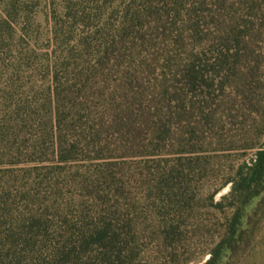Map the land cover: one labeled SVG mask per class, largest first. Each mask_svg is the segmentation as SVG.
Segmentation results:
<instances>
[{
  "label": "rangeland",
  "instance_id": "rangeland-1",
  "mask_svg": "<svg viewBox=\"0 0 264 264\" xmlns=\"http://www.w3.org/2000/svg\"><path fill=\"white\" fill-rule=\"evenodd\" d=\"M45 2L32 8L41 34ZM97 5L73 158L0 173V264H46L54 247L99 264L87 241L104 230L126 241L107 264H202L237 220L218 264H264V186L246 204L228 196L264 142V61L220 62L222 0Z\"/></svg>",
  "mask_w": 264,
  "mask_h": 264
},
{
  "label": "trees",
  "instance_id": "trees-1",
  "mask_svg": "<svg viewBox=\"0 0 264 264\" xmlns=\"http://www.w3.org/2000/svg\"><path fill=\"white\" fill-rule=\"evenodd\" d=\"M35 1L0 0V173L22 162L72 159V130L85 124L83 111L89 112L83 97L94 77L89 59L96 31L90 29L100 19L99 0H47L45 34L33 30ZM222 9L221 38L227 53L221 51L220 62L259 65L264 61V0H222ZM247 74H253L252 69ZM230 181L228 196H244L243 203L261 192L264 142ZM236 222L228 225L202 264H218L221 252L232 249L240 224ZM91 234L87 245L100 244L99 264H107L110 257L120 259L125 238L105 230ZM49 255L46 264H70L60 248L54 247ZM5 257L1 253L0 261Z\"/></svg>",
  "mask_w": 264,
  "mask_h": 264
}]
</instances>
